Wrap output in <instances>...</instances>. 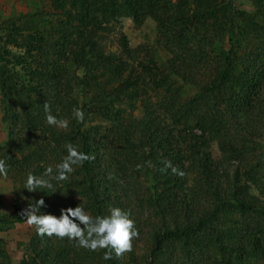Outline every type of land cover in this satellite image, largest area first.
<instances>
[{"label":"trees","instance_id":"trees-1","mask_svg":"<svg viewBox=\"0 0 264 264\" xmlns=\"http://www.w3.org/2000/svg\"><path fill=\"white\" fill-rule=\"evenodd\" d=\"M50 1L57 12L55 22L35 18L36 11L0 24V104L15 114L20 133H30L10 148L22 155L16 166L26 179L28 173L40 176L38 164L55 168L67 154L65 144L69 142L95 159L76 167L67 181H52L54 191L38 189L28 192L27 198L40 193L57 209L62 200L85 199V209L93 216L107 215L110 206L119 207L130 213L139 238L134 240L131 253L111 260L103 259V250L91 252L76 247L74 241L56 237L37 251L39 244L32 239L34 264H253L250 259L264 258V224L240 231L236 227L240 221L223 216L234 208L242 217L264 221V173H259L253 155L241 156L234 145L226 150L230 154L227 159L238 157L241 166L230 175L227 167H221V159L213 161L199 145L210 125L204 120L209 105L205 94L201 91L186 100L183 95L184 85L201 87L203 72L210 76L205 88L211 82L229 91L241 84L232 76L236 67L223 47L226 39L229 45L234 31H243L247 23L256 26L246 21L245 11L235 9L232 0ZM252 1L258 5V13H263L264 0ZM124 18L138 26L151 18L158 23L161 37L172 34L179 39L166 48L170 56L166 61L168 74H149L166 90V97L162 103L142 99L140 118L132 114L137 100L147 91L140 89L142 78L132 73L127 62L138 60L139 49H130L125 36L119 34V54L105 51L107 39L116 31L115 24ZM201 30L210 35L200 34ZM184 32L200 37L193 39V47L186 44ZM212 38L222 44L217 51ZM203 41L209 51L199 45ZM210 52L217 62L213 71L209 70ZM148 56L147 62L155 68L150 52ZM247 74L244 77L248 78ZM46 101L53 115L70 121L67 130L47 124ZM74 107L84 112L83 123L72 118ZM100 111H106L101 121L105 127L101 125L98 130L100 124L86 123L93 120L88 114L98 115ZM162 112L183 126L194 121L201 137L184 152L176 151L172 146L186 142L184 128L174 137L161 119ZM38 136L47 140L45 147L33 143ZM32 157L39 163L31 162ZM167 162L183 171L184 177L174 175L170 168L162 172ZM137 165L143 167L137 170ZM14 214L0 215V226L11 228L14 222L23 221ZM53 215L60 216L56 211Z\"/></svg>","mask_w":264,"mask_h":264},{"label":"rangeland","instance_id":"rangeland-1","mask_svg":"<svg viewBox=\"0 0 264 264\" xmlns=\"http://www.w3.org/2000/svg\"><path fill=\"white\" fill-rule=\"evenodd\" d=\"M50 2V0H0V24L9 19L27 16L26 14L36 11L38 14L35 18H45L47 20L49 19L51 22L52 20L55 22L58 19L57 12L51 8ZM232 2L235 9L245 11L248 15L246 21L251 20L254 25H256L250 27L248 26L250 23H247V26H243V31L239 33L234 31L232 33L229 45L227 39L224 43L223 50L232 55V60L236 67V72L234 71L232 76L241 84H238L229 91L223 85L211 82L208 87L205 88L204 85L207 80L210 79V76L203 72L201 74H204L205 77L201 82V87L197 89L193 86L184 85L183 95L184 100H186V98L188 99L195 94H201L202 91L205 94L204 99H206L209 104L207 113L204 115V120L210 122V125L205 131L204 138L199 141L201 149L210 154L213 161L221 159L223 163L221 167H227V174L230 175V172L237 166H241L238 157L236 160L227 159L230 154L226 150L230 151L233 147L232 145H234L237 147L236 151H240L241 156L245 154L246 157L247 155H253L255 157L256 167L259 169V173L262 174L264 173V5L262 7L263 13L259 14L258 5L252 0H232ZM157 24L158 23L154 22L151 18H146L139 26L131 19H120L119 22L115 24L116 31L111 33L105 45V51L107 53H116L118 55L121 51V47L119 46L117 38L119 34H122L125 36L130 49H139L138 60H127L128 64L132 67V73L142 78L140 80V89L147 91L146 96L137 100V108L132 114L135 118H140L143 114V108L140 104L142 99H150L152 103L156 101L161 102L167 94L162 85H157V81L154 82L150 75L153 73L158 75L159 72L168 74L166 61L170 56L166 48L177 44L176 42H178L179 39L175 38L172 34L161 37L158 33ZM201 33L210 35L209 32H205L204 30H201L200 34ZM0 35H2L1 31ZM185 35L186 38H188L186 41L188 47H193L194 38H200L195 34L190 36L184 32V36ZM208 40H210V37H208ZM211 40L217 51L222 44H220L217 38H212ZM220 40L223 41V39ZM199 45L204 47L205 51L210 50L209 47L205 49L206 45L204 41ZM147 51L148 55L150 52L156 62L155 68L153 64L148 63L146 60L150 58V56L145 55ZM210 53L209 70L213 71L216 68L217 62L215 63L213 58L214 52ZM256 57H261V60L258 61L257 58L256 61ZM246 71L248 72V78L244 77ZM211 77L213 78L212 73ZM217 88H221L223 91H216ZM246 97H248L247 100H244ZM2 98L0 94V100ZM116 106L119 107V104L116 103ZM122 107L129 111L126 105H122ZM105 114L106 111H100L98 115L88 114L93 120L86 124L89 126L100 124V126H97L99 128L98 130H100L101 125L105 127V123L101 122L104 121ZM14 116L15 114L12 113L10 107L4 108L0 104V159L6 160L8 165L7 178L0 177V215L6 216L15 211L16 214L14 215L21 217V211L27 208L29 203H34V201H38L41 198L45 199V204L47 205V207L41 209V212L44 214L53 215L56 211V213L61 215V209L69 207L75 208L81 204L84 208H87L88 205L86 206V200L83 199L82 201L77 197H73L71 201L62 200L58 209L55 206L51 207V201L43 195L41 196L40 193L37 195H30V199L27 198L28 191H24L26 189H24L23 185L26 178L24 174L19 173L20 170H18L16 166L18 164L17 162H21L22 155L18 152H13L10 148V144H14V142L18 143L22 136H30V133L28 131L19 132V124L16 122L17 117L14 118ZM161 119L169 128L167 131H171L170 133L174 137L179 136L178 131H182L184 128L185 133L183 136H186V142L178 147L172 146L175 150L177 149L176 151L181 150L184 152L186 146L188 147L196 143L195 138L201 137V130L196 128L194 121L188 122L187 125L183 126L182 123H173L170 116L168 114H163V112ZM222 125H224V128H219ZM104 132L105 130L103 129L102 133ZM36 139L37 140H33L35 145L45 147L48 144L47 140H42V137L39 138L38 136ZM227 141L229 142L228 146H226ZM170 148L167 149V152L170 151ZM241 150L244 153H242ZM31 162L39 163V161H36L33 157L31 158ZM184 163L187 165V161ZM38 166V175L41 176L49 165L38 164ZM224 177L225 176L222 178L223 180L225 179ZM189 179H191V176ZM186 181V184L192 185L190 180ZM103 187L105 186L101 187L102 190ZM254 193L257 194V190ZM46 195L49 196L48 194ZM183 195L184 193L180 194V196ZM223 216L232 217L240 221V224L236 226L240 231L242 228L251 230V227H255L257 223L264 224L261 218L259 221V219H250L249 215L244 217L240 216L234 208L227 209L223 213ZM218 225L221 226L222 224L219 223ZM218 232L220 231L215 233ZM216 237H218V235H216ZM32 239L39 244L36 247L37 251H40L46 245L48 246L50 240H52V238L47 236L41 238L36 234L35 229L29 227L24 220L20 223L14 222L11 228L7 226H5V228L1 227L0 261L4 264L36 263L37 260L32 252L30 243ZM250 262L253 264H264V258H253L250 259Z\"/></svg>","mask_w":264,"mask_h":264},{"label":"clouds","instance_id":"clouds-1","mask_svg":"<svg viewBox=\"0 0 264 264\" xmlns=\"http://www.w3.org/2000/svg\"><path fill=\"white\" fill-rule=\"evenodd\" d=\"M43 109L49 126L63 130L68 129L70 121L68 119H58L53 115L51 105L47 101L43 104ZM72 118L83 123L84 112L80 108L74 107ZM65 148L67 154L55 168L52 166L47 167L39 177L28 173L24 189L29 193H35L38 189L54 191L55 186L52 181H67L76 167H82L85 162L95 159L94 156L80 151L71 142L66 143ZM147 163L148 166H151L150 161ZM142 167V165H137V170ZM169 168L174 175L184 177L185 173L178 167H174L170 162H167L161 171L166 172ZM7 175V162L0 159V177L6 179ZM44 207H47V205L45 200L41 198L34 201V203H29L28 207L21 211L20 216L29 227L35 229L36 234L41 238L47 236L49 238L68 239L74 241L76 247L91 252L103 250L104 260L123 259L133 251V242L139 238V231L130 213L119 207L110 206L107 215L93 216L81 204L75 208L61 209L59 217L42 213L41 209Z\"/></svg>","mask_w":264,"mask_h":264}]
</instances>
